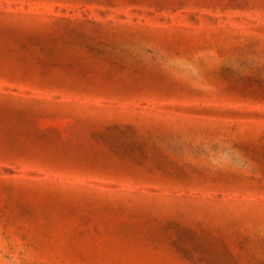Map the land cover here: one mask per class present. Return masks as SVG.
I'll return each instance as SVG.
<instances>
[{"label": "rangeland", "instance_id": "obj_1", "mask_svg": "<svg viewBox=\"0 0 264 264\" xmlns=\"http://www.w3.org/2000/svg\"><path fill=\"white\" fill-rule=\"evenodd\" d=\"M0 264H264V0H0Z\"/></svg>", "mask_w": 264, "mask_h": 264}]
</instances>
